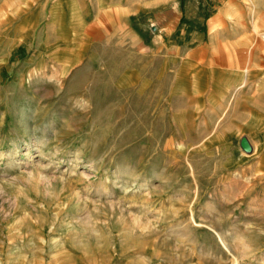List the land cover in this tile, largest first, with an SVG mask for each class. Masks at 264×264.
Listing matches in <instances>:
<instances>
[{"label":"rangeland","instance_id":"rangeland-1","mask_svg":"<svg viewBox=\"0 0 264 264\" xmlns=\"http://www.w3.org/2000/svg\"><path fill=\"white\" fill-rule=\"evenodd\" d=\"M190 2L0 21V264H264V0Z\"/></svg>","mask_w":264,"mask_h":264},{"label":"crops","instance_id":"crops-1","mask_svg":"<svg viewBox=\"0 0 264 264\" xmlns=\"http://www.w3.org/2000/svg\"><path fill=\"white\" fill-rule=\"evenodd\" d=\"M180 0H0V21L13 19H30L31 26L37 32L39 28L40 18H47L53 26V33L56 38L54 43L62 46L69 44H79L77 37L80 33L81 25L78 21L86 19L95 22L104 20V15L112 17L113 20L124 19L133 24L140 19L151 15L152 13H160V15L168 12V8H175L176 3ZM182 1V0H181ZM197 0H184L183 13L189 23H193V28L188 32L199 39L202 35V26L208 23L204 17H199V7L193 5L192 2ZM47 14V15H46ZM111 16H110V15ZM24 15V16H22ZM202 21V22H201ZM201 22L200 28H196V24ZM101 27V26H99ZM135 27V26H133ZM136 28V27H135ZM154 29V28H153ZM185 32L184 34H188ZM264 68V66H263ZM256 92L262 98L257 101L259 119L264 118V70L257 71ZM259 126V127H258ZM257 129H263V124H259Z\"/></svg>","mask_w":264,"mask_h":264},{"label":"water","instance_id":"water-1","mask_svg":"<svg viewBox=\"0 0 264 264\" xmlns=\"http://www.w3.org/2000/svg\"><path fill=\"white\" fill-rule=\"evenodd\" d=\"M241 147L245 152H248L251 150V146L248 143L247 139L243 138L241 141Z\"/></svg>","mask_w":264,"mask_h":264},{"label":"bare ground","instance_id":"bare-ground-1","mask_svg":"<svg viewBox=\"0 0 264 264\" xmlns=\"http://www.w3.org/2000/svg\"><path fill=\"white\" fill-rule=\"evenodd\" d=\"M29 176V175H28ZM34 183V182H33Z\"/></svg>","mask_w":264,"mask_h":264}]
</instances>
